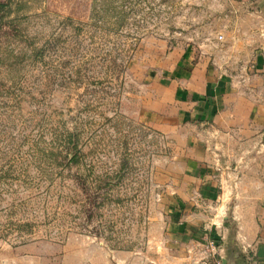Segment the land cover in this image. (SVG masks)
I'll use <instances>...</instances> for the list:
<instances>
[{
    "label": "rangeland",
    "instance_id": "rangeland-1",
    "mask_svg": "<svg viewBox=\"0 0 264 264\" xmlns=\"http://www.w3.org/2000/svg\"><path fill=\"white\" fill-rule=\"evenodd\" d=\"M215 7L0 0V242L87 235L111 250L148 251L150 221L179 165L139 106L141 73L188 46L240 63L221 34L215 42L230 24ZM262 149L240 151L253 163L246 171Z\"/></svg>",
    "mask_w": 264,
    "mask_h": 264
},
{
    "label": "crops",
    "instance_id": "crops-1",
    "mask_svg": "<svg viewBox=\"0 0 264 264\" xmlns=\"http://www.w3.org/2000/svg\"><path fill=\"white\" fill-rule=\"evenodd\" d=\"M214 6L230 22L215 42L221 34L226 52L242 53L240 63L198 57L188 46L141 73L139 106L169 139L179 165L167 177L160 217L150 221L156 232L148 251L111 250L72 235L0 242V264H202L197 244L207 238L218 241L225 264H264V152L251 171L240 152L264 148V0Z\"/></svg>",
    "mask_w": 264,
    "mask_h": 264
},
{
    "label": "built area",
    "instance_id": "built-area-1",
    "mask_svg": "<svg viewBox=\"0 0 264 264\" xmlns=\"http://www.w3.org/2000/svg\"><path fill=\"white\" fill-rule=\"evenodd\" d=\"M218 38L221 39L222 36L219 35ZM197 246V253L200 255V258L196 261V263L223 264L221 255L222 247L216 239L207 238L205 241L199 242Z\"/></svg>",
    "mask_w": 264,
    "mask_h": 264
},
{
    "label": "water",
    "instance_id": "water-1",
    "mask_svg": "<svg viewBox=\"0 0 264 264\" xmlns=\"http://www.w3.org/2000/svg\"><path fill=\"white\" fill-rule=\"evenodd\" d=\"M222 263H223V264H225V263H226V262H225V259H224L223 257H222Z\"/></svg>",
    "mask_w": 264,
    "mask_h": 264
}]
</instances>
